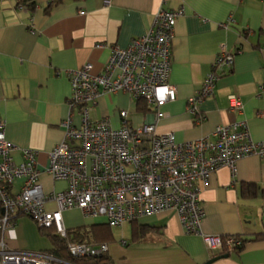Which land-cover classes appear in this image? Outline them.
Wrapping results in <instances>:
<instances>
[{
  "label": "crops",
  "instance_id": "1",
  "mask_svg": "<svg viewBox=\"0 0 264 264\" xmlns=\"http://www.w3.org/2000/svg\"><path fill=\"white\" fill-rule=\"evenodd\" d=\"M51 1L0 0V117L7 139L16 145V162L23 161L25 149L37 152L47 193L67 187L47 168L50 151L64 138L61 122L71 111L68 71L89 62L95 73L102 71L113 47L125 48L146 34L161 8L184 10L175 26L170 74L177 99L162 107L165 117L155 120V111L142 110L143 102L139 106L129 93H106L91 108L92 118H108L120 127V111L128 110L133 124L156 122L159 133L173 132L179 142L243 119L254 140L264 141V0H64L49 7ZM221 44L236 52L234 64L219 79L214 95L198 106L206 119L197 122L187 100L200 89ZM231 94L242 99L241 112L230 109ZM237 165L235 176L228 167L217 169L201 192L202 233L240 235L245 241L227 256L210 251L202 234L186 233L173 210L126 222L117 236L106 218L87 217L80 209L63 211L64 223L68 229L85 227L84 236L92 232L97 241L106 242V255L115 264H264V159L249 156ZM245 183L256 184L254 196L243 194ZM21 184L17 180L11 192ZM7 240L22 251L53 247L24 214L17 216Z\"/></svg>",
  "mask_w": 264,
  "mask_h": 264
},
{
  "label": "built area",
  "instance_id": "2",
  "mask_svg": "<svg viewBox=\"0 0 264 264\" xmlns=\"http://www.w3.org/2000/svg\"><path fill=\"white\" fill-rule=\"evenodd\" d=\"M183 12V8H161L146 34L125 48L113 47L102 71L95 73L90 62L68 71L71 111L61 122L64 138L50 151L47 168L54 180L67 182L65 189L44 190L35 150H23V161H15L16 145L7 139L6 122L0 117V264H75L50 251L13 249L7 240L19 214L65 238L63 211L70 209H80L87 217L105 216L112 227L173 210L186 233L202 234L210 251L231 254L244 246L240 235L202 233L201 192L217 169L228 167L235 176L241 159H264V141L254 140L246 120L220 124L206 136L179 142L173 132L159 133L156 122L133 124L128 110L120 111V127L108 118L91 116L100 96L123 91L153 109L155 120L165 117L162 107L177 99L170 74L175 26ZM235 53L221 44L200 89L188 98L187 110L197 122L206 119L198 106L214 95L219 79L232 68ZM228 99L232 111H242L240 96L231 94ZM17 180L22 184L13 193L11 186ZM67 249L78 259L102 256L109 245L88 232L80 241H69Z\"/></svg>",
  "mask_w": 264,
  "mask_h": 264
},
{
  "label": "trees",
  "instance_id": "3",
  "mask_svg": "<svg viewBox=\"0 0 264 264\" xmlns=\"http://www.w3.org/2000/svg\"><path fill=\"white\" fill-rule=\"evenodd\" d=\"M64 0H52L49 7L62 3ZM34 4H32L33 8ZM141 102H143L141 105ZM141 105L142 110H147V105L143 100L139 101V106ZM258 187L255 183H245L242 186V191L244 195L254 196L257 193ZM41 232L48 236L52 242L53 247L49 250L55 256L62 259H66L75 264H115L114 261L106 254L99 257H86V258H73L67 249V244L72 240H82L85 238L84 233L86 232L85 227H77L75 229H68L67 237L62 238L58 235L54 228H43L40 227ZM93 234V233H92ZM94 235V234H93ZM245 243V241H244ZM242 249V248H241Z\"/></svg>",
  "mask_w": 264,
  "mask_h": 264
},
{
  "label": "rangeland",
  "instance_id": "4",
  "mask_svg": "<svg viewBox=\"0 0 264 264\" xmlns=\"http://www.w3.org/2000/svg\"><path fill=\"white\" fill-rule=\"evenodd\" d=\"M98 217H99V216H98ZM75 218H76V217L74 216V219H75ZM100 218H104V219H105V216H100ZM37 226H38V224H37ZM119 229H121V227H112L111 231H112V233H113L114 235L117 236L118 232H120ZM47 237H48V236H47Z\"/></svg>",
  "mask_w": 264,
  "mask_h": 264
},
{
  "label": "water",
  "instance_id": "5",
  "mask_svg": "<svg viewBox=\"0 0 264 264\" xmlns=\"http://www.w3.org/2000/svg\"><path fill=\"white\" fill-rule=\"evenodd\" d=\"M223 256H227V254L223 255ZM218 257H222V256H218ZM218 257L214 258L217 259ZM214 259L210 260L208 263H210L211 261H213Z\"/></svg>",
  "mask_w": 264,
  "mask_h": 264
}]
</instances>
